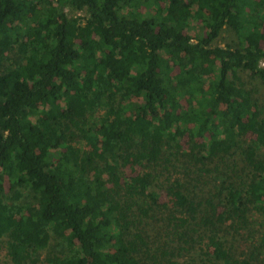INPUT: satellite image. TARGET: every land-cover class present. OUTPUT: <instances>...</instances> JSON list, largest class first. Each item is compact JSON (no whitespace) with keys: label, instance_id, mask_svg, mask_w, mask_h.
I'll list each match as a JSON object with an SVG mask.
<instances>
[{"label":"trees","instance_id":"16d2710c","mask_svg":"<svg viewBox=\"0 0 264 264\" xmlns=\"http://www.w3.org/2000/svg\"><path fill=\"white\" fill-rule=\"evenodd\" d=\"M263 61L264 0H0V244L12 263L38 264L53 237L68 253L52 264H181L204 242L203 264L257 262L264 228L248 258L227 232L253 210L264 220V109L241 76L264 81ZM185 136L199 175L237 153L242 174L222 172L203 198L166 186L178 246L150 257L145 218L164 170L188 156Z\"/></svg>","mask_w":264,"mask_h":264},{"label":"rangeland","instance_id":"374dc122","mask_svg":"<svg viewBox=\"0 0 264 264\" xmlns=\"http://www.w3.org/2000/svg\"><path fill=\"white\" fill-rule=\"evenodd\" d=\"M74 14V13H73ZM72 14V15H73ZM78 14L84 15L83 12ZM71 16V15H70ZM191 34L197 39L198 34L204 33L206 28L199 21H195L191 24ZM231 35L228 32L224 33L222 41L230 40ZM231 41V40H230ZM4 66L8 65L9 62L4 60L2 62ZM0 70H3V67H0ZM242 78L247 82V86L253 89L255 96L258 98L259 105L264 109V81L259 78H253L247 73H243ZM44 107V106H42ZM105 111L103 108H99L97 114L100 115ZM97 115V116H98ZM182 151L186 155H179L174 160L175 168L171 167L169 170H164L166 172V177L168 180L159 182L155 186V190L160 194L158 201L159 206L155 207L157 211H150L149 215L145 218V227L146 232L149 237H146L148 240L149 256L153 257L157 255L158 257L163 254L164 251H174L175 247L178 246L176 240H171L172 235H168L166 231V220L165 217L173 212V207L170 205L171 209H164L161 207V204L168 201V195L166 191V186H173L175 180H179L181 183L185 184L191 190H194L195 196H209L216 192L217 185L222 182V172L226 175L235 177L237 174H242L241 170L244 167L243 159L240 155L234 154L227 158H216L213 162L208 163L206 168L209 169V172L206 170V173L199 175V170L192 158L189 155L192 151H196V145L198 144L197 140L192 141L188 136H185L181 141ZM75 145H81L82 143H74ZM123 170L127 173H134V169H130L128 166L123 167ZM148 170L147 166H137L136 171H145ZM220 176V177H219ZM7 186H9L7 182ZM22 202L28 204L35 203V197L32 192L28 189H23ZM247 225L241 229L242 224L238 226L237 229L229 228L227 232V237L230 244L236 245V257L237 258H248V255L252 252L253 246L260 239V235L264 228L263 216L260 212L253 210L250 213ZM233 222L228 221V224ZM204 244H198L192 251L182 252L180 256L174 258L178 260L181 264H203L206 260V246ZM68 253L67 248H65L60 239L53 237L50 241V244L47 248L41 251L40 261L38 264H52L50 259L55 256H63ZM0 264H13L10 256L8 255L6 242L3 241V245L0 244ZM31 264V263H28ZM254 264H264L263 254L259 255V260Z\"/></svg>","mask_w":264,"mask_h":264},{"label":"built area","instance_id":"2783aa9c","mask_svg":"<svg viewBox=\"0 0 264 264\" xmlns=\"http://www.w3.org/2000/svg\"><path fill=\"white\" fill-rule=\"evenodd\" d=\"M262 66H264V61L262 62Z\"/></svg>","mask_w":264,"mask_h":264}]
</instances>
